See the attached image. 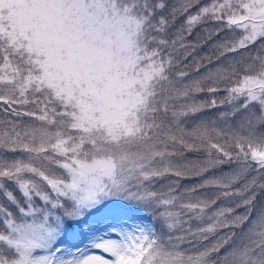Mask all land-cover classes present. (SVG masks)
<instances>
[{
    "label": "snow or ice",
    "instance_id": "obj_1",
    "mask_svg": "<svg viewBox=\"0 0 264 264\" xmlns=\"http://www.w3.org/2000/svg\"><path fill=\"white\" fill-rule=\"evenodd\" d=\"M0 264H264V0H0Z\"/></svg>",
    "mask_w": 264,
    "mask_h": 264
},
{
    "label": "trees",
    "instance_id": "obj_2",
    "mask_svg": "<svg viewBox=\"0 0 264 264\" xmlns=\"http://www.w3.org/2000/svg\"><path fill=\"white\" fill-rule=\"evenodd\" d=\"M211 27L210 25H200L198 27H196L193 30L192 36L189 37V39L186 41V43L189 44H201L204 42V38L207 35L206 29ZM224 34H221L220 37H216L215 39L208 41L207 43H203L202 47H198L197 52H196V58L202 57V56H210L212 58L213 63L210 65L211 67H217L218 65L215 63L217 56H219V52H217L214 48L213 45L216 44L218 42V40L223 38ZM238 58V57H236ZM233 56L230 54L228 56L223 57L220 61L219 64H227L230 61H232ZM203 64H208V61L205 60L202 62ZM186 65V67H185ZM197 67V64L195 63V60L192 57H189L187 60H184L179 67L176 69V71H187L190 72L192 74V76L190 78H194L197 73L195 71ZM205 71H207L206 68H201L200 73L199 74H203ZM225 95V93H219L218 97L222 98ZM200 98H205V97H200ZM227 108H223V109H217V110H213L212 112H206L203 115L204 116H208V117H214L216 115L217 112L219 111H227ZM24 123H27L28 120L27 118L24 119L23 121ZM201 181L199 179H187V180H182L181 181V188H188L191 187L193 185H197L199 184ZM207 192H211L212 190L208 189L205 190ZM202 193H197V195H200ZM157 224V223H156ZM160 228V224H157V229Z\"/></svg>",
    "mask_w": 264,
    "mask_h": 264
},
{
    "label": "rangeland",
    "instance_id": "obj_3",
    "mask_svg": "<svg viewBox=\"0 0 264 264\" xmlns=\"http://www.w3.org/2000/svg\"><path fill=\"white\" fill-rule=\"evenodd\" d=\"M13 155L19 157L21 154H20V153H16V154H11V153H9V154H8V157H9V158H12ZM167 183H168V181H166V180L160 182V184H167ZM158 186H159V185H158ZM128 215H130V216H139L140 214L137 213V212L134 211V210H131V211L128 212ZM156 223L159 224V222H156ZM157 224H156V228H157Z\"/></svg>",
    "mask_w": 264,
    "mask_h": 264
}]
</instances>
